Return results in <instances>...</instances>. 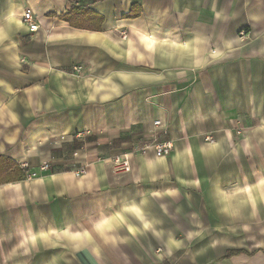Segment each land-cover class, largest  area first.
I'll list each match as a JSON object with an SVG mask.
<instances>
[{
    "label": "crops",
    "instance_id": "obj_1",
    "mask_svg": "<svg viewBox=\"0 0 264 264\" xmlns=\"http://www.w3.org/2000/svg\"><path fill=\"white\" fill-rule=\"evenodd\" d=\"M1 159L0 264H264V0H0Z\"/></svg>",
    "mask_w": 264,
    "mask_h": 264
},
{
    "label": "built area",
    "instance_id": "obj_2",
    "mask_svg": "<svg viewBox=\"0 0 264 264\" xmlns=\"http://www.w3.org/2000/svg\"><path fill=\"white\" fill-rule=\"evenodd\" d=\"M23 24L28 29L30 33H36L41 28L40 22L35 18L34 13L31 9H28L23 14ZM244 35V32L241 33ZM122 37H126V33H122ZM83 66L73 67L72 74L80 76L83 72ZM155 127L162 126L161 121H156L154 123ZM168 131L165 129L161 135H155L151 139H141L133 143L130 152L123 153L116 156L111 161L112 171L115 175H120L124 173L131 172V157L137 155H145L150 151H153L157 158H164L171 155L174 150V143L171 140L166 139ZM205 141L214 144L215 139L213 136H206ZM20 169L23 171L25 181H33L40 178L42 173L48 172L51 169L49 163H44L40 166L38 171H31L26 163L19 164ZM86 174V168L82 167L76 170L75 175L77 177L84 176Z\"/></svg>",
    "mask_w": 264,
    "mask_h": 264
},
{
    "label": "trees",
    "instance_id": "obj_3",
    "mask_svg": "<svg viewBox=\"0 0 264 264\" xmlns=\"http://www.w3.org/2000/svg\"><path fill=\"white\" fill-rule=\"evenodd\" d=\"M64 19L67 23L75 28H100L103 22L102 17H99L93 13L67 15L64 17ZM94 19H97V25L92 24V22H95ZM23 177V171L19 168V166L5 159L0 160V185L8 181L17 180L19 178L23 179ZM236 254L238 253H229L228 257L234 256Z\"/></svg>",
    "mask_w": 264,
    "mask_h": 264
}]
</instances>
